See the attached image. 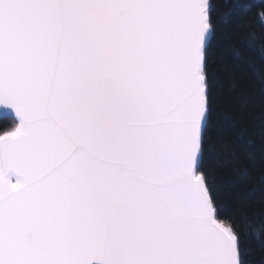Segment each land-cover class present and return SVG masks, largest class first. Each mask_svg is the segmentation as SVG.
I'll list each match as a JSON object with an SVG mask.
<instances>
[{
	"label": "snow or ice",
	"instance_id": "1",
	"mask_svg": "<svg viewBox=\"0 0 264 264\" xmlns=\"http://www.w3.org/2000/svg\"><path fill=\"white\" fill-rule=\"evenodd\" d=\"M239 7L0 0V264H250L235 211L264 188L245 168L225 199L212 168L210 52Z\"/></svg>",
	"mask_w": 264,
	"mask_h": 264
},
{
	"label": "trees",
	"instance_id": "2",
	"mask_svg": "<svg viewBox=\"0 0 264 264\" xmlns=\"http://www.w3.org/2000/svg\"><path fill=\"white\" fill-rule=\"evenodd\" d=\"M217 3L222 4V0ZM261 13H264V0H240L233 23L221 33L210 52L217 78L216 111L220 116L214 130L219 155L212 168L225 199L229 197L230 183L237 182L245 168L249 174L247 186L264 188V58L260 52L264 47V16ZM250 33L260 37L251 47L245 42ZM237 48L240 59L234 58ZM13 122L9 116L0 118L3 127ZM232 208L235 209L234 202ZM254 210L264 212V203L257 200L246 211H235V220L251 245L250 264H264V247L255 239L259 231L260 239L264 240V220L254 215Z\"/></svg>",
	"mask_w": 264,
	"mask_h": 264
},
{
	"label": "water",
	"instance_id": "3",
	"mask_svg": "<svg viewBox=\"0 0 264 264\" xmlns=\"http://www.w3.org/2000/svg\"><path fill=\"white\" fill-rule=\"evenodd\" d=\"M6 116L12 117L14 119V117L11 115V113L0 110V118L6 117Z\"/></svg>",
	"mask_w": 264,
	"mask_h": 264
}]
</instances>
